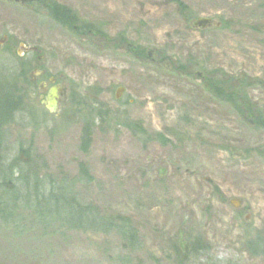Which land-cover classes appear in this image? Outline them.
Returning <instances> with one entry per match:
<instances>
[{
	"label": "rangeland",
	"instance_id": "rangeland-1",
	"mask_svg": "<svg viewBox=\"0 0 264 264\" xmlns=\"http://www.w3.org/2000/svg\"><path fill=\"white\" fill-rule=\"evenodd\" d=\"M43 1L0 0L15 55L8 64L0 48V103L13 100L0 152L24 162L25 148L54 176H77L86 164L95 181L82 198L131 218L140 245L131 251L91 232L66 241L39 240L38 230L18 237L0 223V264H117L121 255L142 264H264L247 243L264 238V130L208 84L247 83L264 113V0ZM49 1L71 11L72 28L51 17ZM201 18L211 20L206 29L194 27ZM20 44L38 50L23 58H35L31 77L45 73L25 93ZM51 77L64 91L55 114L44 103ZM87 120L94 127L84 152ZM179 241L200 252L183 255Z\"/></svg>",
	"mask_w": 264,
	"mask_h": 264
},
{
	"label": "trees",
	"instance_id": "trees-1",
	"mask_svg": "<svg viewBox=\"0 0 264 264\" xmlns=\"http://www.w3.org/2000/svg\"><path fill=\"white\" fill-rule=\"evenodd\" d=\"M178 6L183 7L180 2ZM47 8L51 17L64 27L72 28L77 21L68 8L55 2L49 1ZM84 32L87 31L84 30ZM140 55L145 57L142 52ZM254 82L258 81L254 80L252 84ZM208 84L214 96L238 108L243 117L248 114L246 116H249V122L264 130V113L258 109L257 104L248 99L246 94L245 88L250 85L243 81L233 79L227 81L222 78L216 82L210 81ZM0 104H2L0 108L1 140L5 125L12 122V112L9 110L12 109L13 100L6 97ZM93 127L94 124L88 120L84 124L80 138L81 149L84 152L92 141ZM127 127L137 133L143 132V128L137 123H128ZM21 152L27 157L24 162L20 157L7 162L0 152V223L6 231L19 237L32 230H38L39 240L61 237L64 241L68 239L70 233L91 232L103 236H116L129 250L138 249L139 231L131 218L121 214L105 213L96 203L82 198L81 188H89L95 181L86 164H79L77 176H54L47 171V165L42 158L30 156V152H27L25 148H21L19 153ZM23 163L25 166H22ZM26 219L29 227L25 226ZM178 243L177 250L183 255H194L200 252L199 244L193 247L188 245L187 248L183 245V241ZM247 243L253 257L264 258L262 236L250 237ZM116 263L142 264L141 261L134 262L127 255H121Z\"/></svg>",
	"mask_w": 264,
	"mask_h": 264
},
{
	"label": "flooded vegetation",
	"instance_id": "flooded-vegetation-1",
	"mask_svg": "<svg viewBox=\"0 0 264 264\" xmlns=\"http://www.w3.org/2000/svg\"><path fill=\"white\" fill-rule=\"evenodd\" d=\"M9 1L14 3V4L23 5V6L37 5L39 3L43 4V3L46 2V1L44 2L43 0H37V1H34V2H32L31 0H28V1L24 2V3L23 2H18L17 3L15 0H9ZM42 7H43V5H42ZM24 46H25L24 44H20L19 47L22 48V49H26V47H24ZM0 48L6 49V52H5L6 55H4V57H5L6 61L8 62V64L15 60V58H13V57H15V55L13 53L14 38L11 37V35L3 34V28L2 27H0ZM37 51H38L37 48H35V47L31 48L30 47V49H28L27 51H24V53L18 57V59H20V61H21V68L19 69V78L18 79L23 81L24 93L30 91V88L32 86V82L33 81L36 82L39 79V77L44 76V74H45L44 71H40V72H38L37 76L31 77V73H30L31 72L30 71L31 68L30 67L33 66V63L31 61V59H33L34 57L30 58V60L23 59L24 56L26 55V53H30V55L31 54L37 55L38 54ZM38 59H41V57H38ZM34 60H35V58H34ZM13 78L14 77L9 79V81H8V87H9L8 91L9 92L13 91V89H11V88H13L14 81H15V79H13ZM32 78H33V80H32ZM51 79H54V82H52ZM49 83L51 84V87H49L50 89L48 90L46 97H44L45 98L44 103L46 102V99L48 97L49 91L53 87H57V88H59L58 93L59 94H60V92L62 93L58 97L59 98V105H60V102H61V99H62L61 97L64 96V91H63L62 87L57 84L55 78H53V77L49 78ZM46 86L47 85L45 83H41L39 85V88H40V90L44 91Z\"/></svg>",
	"mask_w": 264,
	"mask_h": 264
},
{
	"label": "water",
	"instance_id": "water-1",
	"mask_svg": "<svg viewBox=\"0 0 264 264\" xmlns=\"http://www.w3.org/2000/svg\"><path fill=\"white\" fill-rule=\"evenodd\" d=\"M17 3L18 2H26L28 0H15ZM32 2L37 1V0H31ZM211 23L210 19H206V18H201V19H197V21L194 23V27L197 28H202V29H206ZM52 82H54V79H51ZM59 88L57 87H53L49 93H48V97L46 99V106L48 109V111L52 114H55L59 108V96L60 94H62L60 92V94L58 93ZM121 97L120 93L117 92L116 98L119 99ZM235 207H239V205H235Z\"/></svg>",
	"mask_w": 264,
	"mask_h": 264
}]
</instances>
